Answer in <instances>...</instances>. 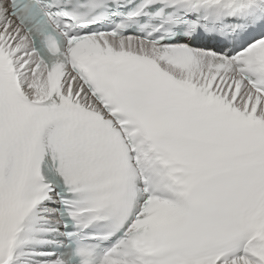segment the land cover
<instances>
[{
	"label": "snow or ice",
	"instance_id": "obj_1",
	"mask_svg": "<svg viewBox=\"0 0 264 264\" xmlns=\"http://www.w3.org/2000/svg\"><path fill=\"white\" fill-rule=\"evenodd\" d=\"M0 264H264V0H0Z\"/></svg>",
	"mask_w": 264,
	"mask_h": 264
}]
</instances>
